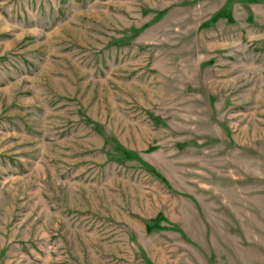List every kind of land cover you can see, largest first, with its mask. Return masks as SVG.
Instances as JSON below:
<instances>
[{
  "label": "rangeland",
  "instance_id": "1",
  "mask_svg": "<svg viewBox=\"0 0 264 264\" xmlns=\"http://www.w3.org/2000/svg\"><path fill=\"white\" fill-rule=\"evenodd\" d=\"M0 264H264V0H0Z\"/></svg>",
  "mask_w": 264,
  "mask_h": 264
},
{
  "label": "trees",
  "instance_id": "2",
  "mask_svg": "<svg viewBox=\"0 0 264 264\" xmlns=\"http://www.w3.org/2000/svg\"><path fill=\"white\" fill-rule=\"evenodd\" d=\"M220 18H225V19H227L228 21H231V20H232V18H231V14H230V13H228V12H226V11H221V12H219L218 14H216L214 17H212L211 20H210L209 22H205V23L203 24V27H207V26H209L210 24L217 22ZM156 221H157V218L154 219V220H152V223H153V224H149V225H148V229H152L153 227H156V226L158 225V224H156Z\"/></svg>",
  "mask_w": 264,
  "mask_h": 264
}]
</instances>
